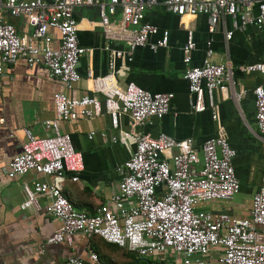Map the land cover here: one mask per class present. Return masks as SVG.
<instances>
[{
    "label": "built area",
    "instance_id": "obj_1",
    "mask_svg": "<svg viewBox=\"0 0 264 264\" xmlns=\"http://www.w3.org/2000/svg\"><path fill=\"white\" fill-rule=\"evenodd\" d=\"M10 16H25L30 33L19 34L13 23L0 19V72L2 65L24 59L29 66L43 64L50 76L59 78L66 88L80 79L77 64L86 49L78 40L74 9L96 4L99 24L108 38L114 36L110 15L120 8V24L132 27L126 49L108 50V67L113 72L118 57L132 59L137 47L155 51L166 46L168 32L150 41L159 32L156 25L143 22L148 7L162 5L167 11L183 15H205L208 39L201 64L189 65L196 44L192 32L182 45L188 83L189 105L194 112L214 107L215 90L235 88L233 72L212 60V42L220 21L230 16L241 26L264 29V0H0ZM117 26V25H115ZM49 28L59 34L52 45ZM232 30L225 33L228 39ZM264 56V48H263ZM262 74V81L252 89L255 123L264 142V57L241 68ZM92 76L91 72L88 74ZM245 89L234 92L239 100ZM172 92H150L133 81L114 86L103 99L91 95L70 97L64 92L53 94L55 116L43 121L47 133L35 136L24 128L21 152L7 164V176L42 174L22 184L21 209L45 208L59 220L48 243L72 244L73 236H99L108 243L141 257H153L159 264L173 260L177 264H264V182L253 194L248 215L202 209L203 203L231 200L240 190L234 166L236 150L222 135L206 137L199 148L191 136L176 139L164 132L149 137L135 128L152 117L162 118L170 111ZM107 114L112 142L126 143L131 137L133 148L118 167L116 191L93 213L75 208L65 196L62 185L69 175L77 181L84 170L81 151L72 144L69 133L61 131L62 120L94 118ZM122 115L129 116L131 132L119 129ZM116 131L119 133L116 134ZM95 134L90 131L89 138ZM105 136V132H99ZM47 201L42 203L40 199ZM92 264H99L95 251L89 252ZM169 256V258H168ZM65 264H84L80 257H69Z\"/></svg>",
    "mask_w": 264,
    "mask_h": 264
},
{
    "label": "crops",
    "instance_id": "obj_2",
    "mask_svg": "<svg viewBox=\"0 0 264 264\" xmlns=\"http://www.w3.org/2000/svg\"><path fill=\"white\" fill-rule=\"evenodd\" d=\"M74 15L78 25V40L86 51L77 64L81 77L71 88H66L59 78L50 76L43 64L29 66L24 59H19L13 64L2 65L0 264H65L72 256L82 258L84 264H92L88 255L91 250L97 253L99 264H130L132 260L124 248L108 243L99 236L87 238L77 233L71 245L65 242L48 243L47 239L59 225V220L44 207L39 210L20 207L24 199L23 182L32 178L46 179V176L34 172L7 176V164L21 152V144L25 141L24 128H28L35 136L47 133L43 121L55 116V92H64L70 97L91 95L103 99L114 86H124L129 81L150 92H172L174 96L170 111L162 118L152 117L135 129L153 138L160 132L176 139L191 136L196 148L206 137L218 134L226 137L236 150L233 161L245 197L237 201L213 200L200 207L214 212L248 215L252 196L264 182V142L258 136L252 92L263 76L259 72L241 68L264 57V29L252 25L241 26L230 16L220 21L216 32L212 34V60L232 70L236 85L233 89L227 87L215 90L212 109L194 112L189 105L188 83L183 77L185 64L182 45L187 32L191 31L196 46L192 50L189 65L201 64L205 41L210 36L205 15L179 16L167 11L162 5L148 7L142 21L154 24L159 29L149 40L155 41L163 31H167V45L155 51L147 46L137 47L131 60L126 56L116 59L113 72L108 67L106 47L126 49L128 32L132 28L128 26L124 30L120 24V8L109 17L114 24V36L111 38L105 35L99 24L96 4L77 6ZM0 19L13 23L19 34L30 33L26 17L10 16L1 4ZM228 30H232V35L227 39L225 33ZM48 33L52 37V45H56L59 39L57 30L49 28ZM89 72L91 77L88 76ZM241 89L246 91L237 100L233 91L239 92ZM60 128L70 134L74 148L81 151L84 158V170L79 174V179L73 181L67 175L62 191L76 209L91 214L116 191L119 180L117 169L133 148L131 137L126 143L112 142L109 135L114 130L111 129L107 114L62 120ZM119 129L131 132L129 116L120 117ZM90 131L95 132L92 138L88 137ZM101 131L105 132V136L99 134ZM40 201L44 203L47 199L42 198ZM151 258L159 264L158 260Z\"/></svg>",
    "mask_w": 264,
    "mask_h": 264
},
{
    "label": "rangeland",
    "instance_id": "obj_3",
    "mask_svg": "<svg viewBox=\"0 0 264 264\" xmlns=\"http://www.w3.org/2000/svg\"><path fill=\"white\" fill-rule=\"evenodd\" d=\"M242 197H245V194H244V191L243 190H239L232 198L233 201H237L239 199H241ZM127 256H130L132 258V255H127ZM134 258H143V257H140V256H137V255H133ZM149 260L152 261L153 264H158L155 260H153L152 258H149ZM166 264H174L171 260H166ZM141 264V262H140Z\"/></svg>",
    "mask_w": 264,
    "mask_h": 264
},
{
    "label": "trees",
    "instance_id": "obj_4",
    "mask_svg": "<svg viewBox=\"0 0 264 264\" xmlns=\"http://www.w3.org/2000/svg\"><path fill=\"white\" fill-rule=\"evenodd\" d=\"M236 174H237V173H236ZM124 251H125V253H127L128 255H132V258H131L132 260H131L130 264H140V262H141V264H153L152 261L149 260L148 257H144V258H146V259H143V258H134L133 255H137V254H135V253H133V252H130V251L126 250V249H124ZM137 256H138V255H137ZM140 257H141V256H140Z\"/></svg>",
    "mask_w": 264,
    "mask_h": 264
}]
</instances>
